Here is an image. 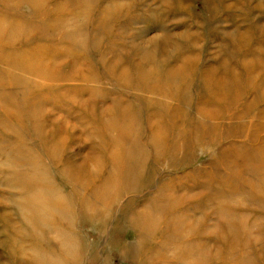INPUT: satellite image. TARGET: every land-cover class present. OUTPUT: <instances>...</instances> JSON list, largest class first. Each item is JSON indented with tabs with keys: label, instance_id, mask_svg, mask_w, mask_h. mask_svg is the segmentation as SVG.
<instances>
[{
	"label": "bare ground",
	"instance_id": "bare-ground-1",
	"mask_svg": "<svg viewBox=\"0 0 264 264\" xmlns=\"http://www.w3.org/2000/svg\"><path fill=\"white\" fill-rule=\"evenodd\" d=\"M85 5L0 0V153L7 179L31 192L22 211L46 228L30 222L33 241L74 264L84 241L67 220L80 217L97 243L112 224V252L135 264H264V26L222 32L231 60L207 67L191 29H163L137 61L114 50L111 14L97 22ZM226 133L247 141L225 145ZM85 137L100 144L77 159L69 144ZM124 228L136 242L120 239Z\"/></svg>",
	"mask_w": 264,
	"mask_h": 264
},
{
	"label": "rangeland",
	"instance_id": "rangeland-1",
	"mask_svg": "<svg viewBox=\"0 0 264 264\" xmlns=\"http://www.w3.org/2000/svg\"><path fill=\"white\" fill-rule=\"evenodd\" d=\"M83 1L84 5L88 2V11H90V9L91 11H95L96 19L99 18L100 12L101 14L104 12L111 14L112 21L110 29L117 35L119 34L118 39L116 37L117 40L115 39L114 41V43L117 44L114 50L116 52L118 51V54L122 57L129 53L131 56H134L137 61H140L138 53L143 41L162 34L163 29L169 31L173 35H178L186 32L187 29H191L192 32H195L196 49H204V52H202V64L204 67H207L208 65L214 64L220 56L231 60L229 53L225 52L223 46H220L221 44L224 45L221 38H218L222 32H234L237 26H239L241 30H248L252 25L250 21L257 22V24L264 26V0H213L211 4H208V0ZM180 3H183L184 6L190 9L188 14L179 9ZM220 3H222L227 11H217V9L221 7ZM249 8L251 9V17H247ZM67 11L70 13V9L67 8ZM74 11L77 12L76 10ZM87 12H84V14ZM78 13L79 11L77 14ZM77 16L75 20L77 26H79V24L84 25V20L86 24L87 19H84V16ZM212 16L214 17L211 26L214 25L217 27H205L204 24L207 18ZM218 17H220V20L217 19ZM98 21L99 19H97V22ZM87 27H84L85 35H87L88 32L90 44L92 45L93 41L91 40H94L96 37ZM100 32L103 35V45H105L108 42V37L104 36L106 29H101ZM141 33L143 40H141L140 37ZM211 34L214 36L211 37L210 40H207L206 37L212 36ZM105 40L107 41L105 42ZM260 41H263L262 46L264 48V38ZM98 48L99 46L95 44L94 49ZM133 48L136 54L132 53ZM93 57L91 58L96 61L95 56ZM111 57L112 55L108 56V58ZM111 61H116V59L113 58ZM129 101L131 100L129 99ZM71 123L74 124L72 121ZM91 128L92 127H90L89 130H91ZM5 137L8 139L7 136ZM225 139V145H231V142L236 145L241 143L242 145L243 142L247 141L246 133H235V135L226 133ZM99 144L98 141H92L85 137L75 138L69 145L72 154L76 155L77 159H82L86 155H91V148H95ZM0 148H4L3 139L1 137ZM212 152L213 151H210L209 153ZM6 163L7 158L0 153V264H73V261H65V259L69 261V258L64 256L62 252H51L53 245L51 246V243L49 245L48 241H41L40 244L33 241L32 235L30 234L29 223L32 222L36 226L42 237L45 236L44 233L46 228L42 221H35L33 220V216L29 218L25 212L22 211V209L27 206V202L31 201L32 195L31 192L27 190H21L18 181H9L7 179L8 176L5 175V170L2 167V164ZM193 165L194 164L189 165L183 170L170 169L167 170L166 174L174 175L175 173L180 177L187 173H191ZM195 165H201V167L205 169L206 161H196ZM197 177L198 176H195L196 179ZM156 182L157 180H155V183ZM196 191L199 192L198 189H196ZM196 191L195 193H197ZM141 197H139V200ZM143 202V199H141V202H139L136 207H139ZM24 215L28 220L25 219ZM67 221L75 223V227L72 229L73 233L79 235L84 241V245H81L77 240L75 242L77 243V249H75L77 256L75 257L74 264H135L133 260L124 258L121 251L112 252L109 244V237L112 235V232H110V230H112V224H108L105 228L108 232L104 235V241L97 243V241H95L97 237L92 235L95 233L85 227V221L83 219L80 217H72ZM212 221L214 220H211V224L214 223ZM57 229L69 230L65 222H60ZM124 229L120 239L129 243L131 242L130 244H133L134 241L136 242L137 240L134 232L131 229ZM49 238H55L54 232L50 233Z\"/></svg>",
	"mask_w": 264,
	"mask_h": 264
}]
</instances>
